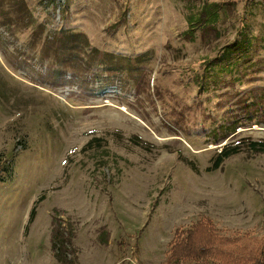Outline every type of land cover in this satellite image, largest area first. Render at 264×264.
<instances>
[{
	"label": "rangeland",
	"instance_id": "374dc122",
	"mask_svg": "<svg viewBox=\"0 0 264 264\" xmlns=\"http://www.w3.org/2000/svg\"><path fill=\"white\" fill-rule=\"evenodd\" d=\"M252 141L264 0H0V264H169L199 221L260 260Z\"/></svg>",
	"mask_w": 264,
	"mask_h": 264
},
{
	"label": "trees",
	"instance_id": "16d2710c",
	"mask_svg": "<svg viewBox=\"0 0 264 264\" xmlns=\"http://www.w3.org/2000/svg\"><path fill=\"white\" fill-rule=\"evenodd\" d=\"M203 13V17L200 16L199 18L201 21L208 22L217 19L215 10L211 8H205L202 11V14ZM92 140L93 139H90L87 144H91ZM249 144L254 149H263L264 147V144L261 142L252 141ZM238 147V145L224 144L216 154L212 166L207 170L217 169L224 159L239 152L240 149ZM34 216L35 206L29 211L27 222H32ZM60 233L61 234L56 231L51 237V247L53 250L57 249V253L55 254L58 259L60 258L58 254L61 255L64 253V239L62 232ZM236 241V239L229 236L213 233L205 226L204 222L199 221L192 228L176 230L170 243L171 247L166 261L169 264H175L179 260H193L196 263H201L213 255L219 259L222 264H264V247L260 260L255 259L253 256L235 255L225 250V247L232 243H236ZM57 247H60L61 251H58Z\"/></svg>",
	"mask_w": 264,
	"mask_h": 264
}]
</instances>
